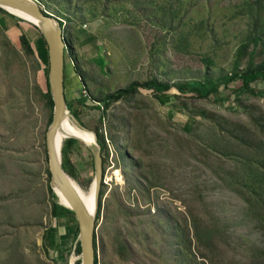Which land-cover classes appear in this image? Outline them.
Wrapping results in <instances>:
<instances>
[{"label":"rangeland","instance_id":"374dc122","mask_svg":"<svg viewBox=\"0 0 264 264\" xmlns=\"http://www.w3.org/2000/svg\"><path fill=\"white\" fill-rule=\"evenodd\" d=\"M37 1L63 22L72 49L66 93L104 144L98 264H264V204L255 192L264 173V79L252 84L256 94L222 80L241 45V70L263 59L264 0ZM22 33L35 49L39 28L0 12V264H77L76 216L52 214L50 125L36 90L46 88L49 64L24 49ZM74 56L88 89L79 75L70 80ZM153 77L222 85L209 98L172 88L177 96L164 104L140 89L106 110L92 98ZM62 161L88 192L89 147L73 143ZM195 224L210 240H196Z\"/></svg>","mask_w":264,"mask_h":264},{"label":"water","instance_id":"95a60500","mask_svg":"<svg viewBox=\"0 0 264 264\" xmlns=\"http://www.w3.org/2000/svg\"><path fill=\"white\" fill-rule=\"evenodd\" d=\"M0 7L6 9L8 12H10V8L20 10L39 21V24L36 23L35 25L43 34L48 46V81L54 102L52 122L46 132V147L49 159V170L51 173L50 185L57 197L58 193L55 188L63 194L69 205L63 204L60 200L59 203L73 210L76 215L79 227L78 241L81 246V264H95L96 218L104 179L103 156L101 153V144L98 141L96 132H94L98 146L96 148L88 146L94 156L97 194V207L95 212L92 213L85 207L72 177L65 170L62 161V149L57 143V132L68 115H70L79 126L88 129L72 112H70L67 105L65 93L66 43L63 27L58 18L45 10L37 0H0Z\"/></svg>","mask_w":264,"mask_h":264},{"label":"trees","instance_id":"16d2710c","mask_svg":"<svg viewBox=\"0 0 264 264\" xmlns=\"http://www.w3.org/2000/svg\"><path fill=\"white\" fill-rule=\"evenodd\" d=\"M257 2H260L262 0H256ZM44 8V7H43ZM45 9V8H44ZM46 10V9H45ZM0 12H8L6 9L0 7ZM62 27H63V22L60 21ZM63 34H64V39L66 43L65 47V54L66 51L71 52V46L69 43V40L64 33L63 29ZM254 41L257 42L259 40L258 36L253 37ZM20 41L22 43V46L28 53H34L35 49L37 52L38 57L49 64V53H48V46L46 43V40L43 36V34L40 31V36L36 39L35 41V49L33 48L31 41L29 40L28 36L25 33H22L20 36ZM247 45H241L239 49L237 50L236 53V60L234 67L230 74H227L224 76L222 79L225 86L229 87V84L232 83L233 81L239 80L241 82L240 86L237 88H232V92L235 93H241V92H247L250 94H256V90L254 86L252 85L256 80L259 79H264V57L261 60L260 63L255 64L254 61L250 62L249 65L244 69L241 70L239 67L241 59L246 55L247 53ZM252 59V57H250ZM72 61L74 63V68L79 75L81 82L83 83L84 87L88 89V82L86 80L85 74L83 70L81 69L78 59L76 56L72 57ZM206 61H210L209 59H206ZM221 82L219 81H209L208 83H201L200 85L195 84L194 82L191 81H184V82H179L176 84H171L169 82L160 80L157 77H153L150 79H147L145 81H138V80H133L131 81L128 85L125 87H119L116 90L109 91L108 93H105L103 95H93V100L98 101V104H96L98 107H102L104 110L109 108L114 102L119 101L120 99H127V98H132L140 91V89H147V90H152L155 92L156 98L159 100L160 103H167L170 101L172 98L176 97L177 94H174L171 92L172 88H177L181 93H196L197 97L201 98H209L212 94H218L221 91ZM37 93L39 94V97L44 104V107L48 111V122L49 125L52 122L53 118V109H54V102L52 98V94L50 91V86H49V81L48 77L46 80V88H42L40 85L37 86ZM87 91V90H86ZM65 93H66V63H65ZM88 95L90 96L89 90L87 91ZM66 100H67V105L69 110L73 112V114L80 120L79 114L76 111V109L73 106L72 100L69 99L67 93H66ZM100 137V134H99ZM70 139V138H68ZM69 141V143H68ZM79 140L77 139H70L66 140V144L62 148L64 153L67 148H70V146L73 143H77ZM99 143L102 146V149L104 147V144L101 142L100 138H98ZM47 150V149H46ZM68 152V150H67ZM63 166L66 170V164L63 163ZM48 173L50 175V170H48ZM258 183L259 186L255 188L256 192V197H257V203L259 204H264V173H260L258 177ZM49 190L51 193V197L53 199V207H52V214L55 217L58 216H65L69 214L75 215L74 211L71 210L70 208L60 204L57 201V195L53 191L52 187L49 185ZM101 201H102V192L100 193V202H99V210L97 213V218L100 216V208H101ZM76 216V215H75ZM51 236L54 235V228L50 230ZM77 232L79 233V227L77 226ZM206 235V236H205ZM209 234L207 232H204L202 229L198 228V224H195V237L196 240L200 243L206 242V240H210ZM75 251L78 255L81 253V246L80 242L77 241V243L74 246ZM95 248H96V255H95V264H98V251H97V236L95 234ZM77 264H81V260L77 261Z\"/></svg>","mask_w":264,"mask_h":264},{"label":"bare ground","instance_id":"6f19581e","mask_svg":"<svg viewBox=\"0 0 264 264\" xmlns=\"http://www.w3.org/2000/svg\"><path fill=\"white\" fill-rule=\"evenodd\" d=\"M9 11L12 14L17 15L28 22L39 24V21H37L35 18H33L32 16L20 10L10 8ZM71 137L82 140L87 146L94 147V148L98 146L97 141L95 139V133L89 131V129L79 126L75 122V120H73V118L70 115H68L67 118L63 121L61 127L59 128V131L57 132L58 146H60L62 149L65 140ZM73 182L75 186L77 187V190L79 191V194L81 196V199L85 207L92 213L95 212V209L97 207L96 206V203H97L96 178L93 182L91 189L88 192H85L79 185H77V183L74 180ZM55 190L58 193V199L63 204L69 205L66 198L63 196V194L57 188H55ZM71 264H75V262L72 260Z\"/></svg>","mask_w":264,"mask_h":264},{"label":"crops","instance_id":"0c3cea01","mask_svg":"<svg viewBox=\"0 0 264 264\" xmlns=\"http://www.w3.org/2000/svg\"><path fill=\"white\" fill-rule=\"evenodd\" d=\"M69 74H70V80H71V82H76V71H75V68L73 67V64H72V66H71V68L69 69Z\"/></svg>","mask_w":264,"mask_h":264},{"label":"built area","instance_id":"2783aa9c","mask_svg":"<svg viewBox=\"0 0 264 264\" xmlns=\"http://www.w3.org/2000/svg\"><path fill=\"white\" fill-rule=\"evenodd\" d=\"M83 92H84V93H87V91H86V90H84ZM86 95H87V94H86Z\"/></svg>","mask_w":264,"mask_h":264}]
</instances>
